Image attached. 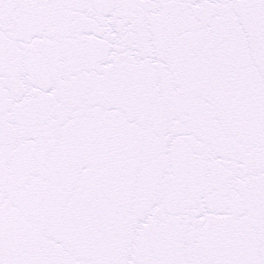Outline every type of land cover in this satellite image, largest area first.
Segmentation results:
<instances>
[{"label":"snow or ice","instance_id":"1","mask_svg":"<svg viewBox=\"0 0 264 264\" xmlns=\"http://www.w3.org/2000/svg\"><path fill=\"white\" fill-rule=\"evenodd\" d=\"M0 264H264V0H0Z\"/></svg>","mask_w":264,"mask_h":264}]
</instances>
